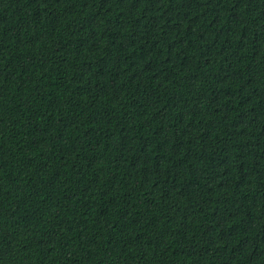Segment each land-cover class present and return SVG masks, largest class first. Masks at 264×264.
Here are the masks:
<instances>
[{"label": "trees", "instance_id": "obj_1", "mask_svg": "<svg viewBox=\"0 0 264 264\" xmlns=\"http://www.w3.org/2000/svg\"><path fill=\"white\" fill-rule=\"evenodd\" d=\"M0 264H264V0H0Z\"/></svg>", "mask_w": 264, "mask_h": 264}]
</instances>
